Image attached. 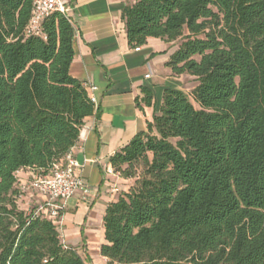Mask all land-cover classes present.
<instances>
[{"label":"trees","instance_id":"16d2710c","mask_svg":"<svg viewBox=\"0 0 264 264\" xmlns=\"http://www.w3.org/2000/svg\"><path fill=\"white\" fill-rule=\"evenodd\" d=\"M34 0H0V264H86L57 225L21 210L17 173L50 167L95 104L73 78L75 29L60 13L27 36ZM129 45L178 42L166 66L190 75L111 158L135 184L108 206V264H264V0H136ZM143 102L153 94L144 89Z\"/></svg>","mask_w":264,"mask_h":264},{"label":"crops","instance_id":"0c3cea01","mask_svg":"<svg viewBox=\"0 0 264 264\" xmlns=\"http://www.w3.org/2000/svg\"><path fill=\"white\" fill-rule=\"evenodd\" d=\"M135 1L70 0L69 20L75 29L70 74L85 87L96 88L90 92L86 87L95 99V114L85 120L71 150L79 164L75 173L90 194L79 192L68 199L56 225L64 247L75 249L86 264H108L101 255L106 242L104 218L108 206L117 202L130 184L107 173L113 168L111 158L147 131L148 123L160 112L166 90L189 95L187 81L192 80L191 90L197 86L194 77L176 76L166 66L178 42L150 38L139 51L129 45L122 12ZM144 89L153 94L151 105L143 102ZM40 173L32 169L17 173L18 204L28 214H35L44 204V198L30 188Z\"/></svg>","mask_w":264,"mask_h":264},{"label":"built area","instance_id":"2783aa9c","mask_svg":"<svg viewBox=\"0 0 264 264\" xmlns=\"http://www.w3.org/2000/svg\"><path fill=\"white\" fill-rule=\"evenodd\" d=\"M70 11V0H34L26 35L46 39L43 32L44 22L56 13H60L69 19ZM136 50L139 51L140 48ZM86 87L90 92L96 90L93 86L87 85ZM90 98L93 102L95 101L91 95ZM77 167H79V164L70 151L62 159L54 163L47 174L40 173L32 180L30 188L44 198V204L34 214L35 217L44 215L56 224L68 199L79 192H82L84 196L90 194L89 187L75 173ZM107 173L110 175L116 174L112 167L107 170Z\"/></svg>","mask_w":264,"mask_h":264},{"label":"rangeland","instance_id":"374dc122","mask_svg":"<svg viewBox=\"0 0 264 264\" xmlns=\"http://www.w3.org/2000/svg\"><path fill=\"white\" fill-rule=\"evenodd\" d=\"M192 82V80H190V81H187V85L185 86L188 90H187V93L191 96V94H192V91L193 90H191L192 89V86L193 85H191L190 83ZM188 84H190V85H188ZM197 85V84H196ZM116 173V175H118L119 177H121V175L118 173V172H115ZM129 182H130V184H129V186L127 187V191L135 184V179H127ZM123 193V192H122ZM122 193H120V195L122 194ZM120 197V196H119Z\"/></svg>","mask_w":264,"mask_h":264}]
</instances>
